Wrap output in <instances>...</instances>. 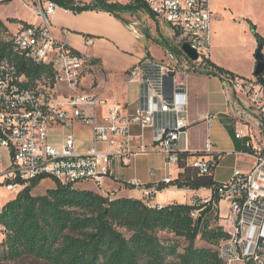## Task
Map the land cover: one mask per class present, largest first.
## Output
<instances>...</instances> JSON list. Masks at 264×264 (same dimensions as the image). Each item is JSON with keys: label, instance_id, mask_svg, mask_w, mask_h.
Here are the masks:
<instances>
[{"label": "built area", "instance_id": "1", "mask_svg": "<svg viewBox=\"0 0 264 264\" xmlns=\"http://www.w3.org/2000/svg\"><path fill=\"white\" fill-rule=\"evenodd\" d=\"M17 1L39 23L18 27L11 39L12 52L36 65L49 66L53 76L38 80L33 88H24V77L18 75L14 63L0 60V147L11 152L10 165L1 175L5 190L18 194L41 178L55 180L61 186L82 182L101 186L116 173L115 168H124L132 158L149 154L144 144L137 148L132 144L131 127L136 126L152 132V147L162 156L168 171L162 180L165 185L172 181V172L179 171L181 154H190L187 164L199 175L211 174L224 155L251 161L249 171L236 169L228 182L218 186L217 193L229 210L227 218H220L225 226L219 225L229 238L220 245L219 257L224 264H264V141L261 150L246 129L248 140L244 131L235 132L234 138L247 152H217L209 138L198 152L188 148L187 88L180 77L186 75L185 71H209L203 64L210 47V0H142L156 19L170 27L175 52L168 62L145 57L128 71V81L137 82L140 88L139 105L132 113L93 93L60 99L54 86L64 83L77 89L90 62L51 35L49 19L57 8L55 4ZM90 44L91 39L85 38V45ZM183 45L196 53L195 61L182 51ZM216 78L225 89L241 96L245 109L240 110V116L254 118L264 136V73L249 79L226 75ZM216 118L215 114L205 117L208 129ZM73 123L91 129L92 149L87 154L75 152L72 136H67L60 148L49 143L52 127ZM115 178L121 180L119 174ZM128 185L140 190L147 206L154 207L151 200L156 187L138 180ZM196 216L197 212L192 214Z\"/></svg>", "mask_w": 264, "mask_h": 264}, {"label": "trees", "instance_id": "2", "mask_svg": "<svg viewBox=\"0 0 264 264\" xmlns=\"http://www.w3.org/2000/svg\"><path fill=\"white\" fill-rule=\"evenodd\" d=\"M13 1L2 0L0 4L8 5ZM44 1L74 14L98 10L117 18L137 12L152 15L142 0H127L125 5L107 0H92L89 4L79 0ZM6 22L15 24L17 20L7 19ZM248 25L257 46H262L256 27L249 21ZM5 35L8 29L0 19V60L14 63L18 75L24 77L22 87L33 88L38 80L52 78L49 66L36 65L15 55L11 40L2 39ZM169 50L175 52L174 48ZM203 65L209 71L198 73L200 75L238 77L209 59L204 60ZM189 156L187 153L179 156V171L174 180L155 187L157 192L169 186L179 190H209L210 198L204 203L195 199V203L189 205L172 203L149 207L144 200L110 199L92 191L61 186L52 179L51 189L34 196L32 191L45 178L30 182L0 210V262L33 258L45 264H224L219 257V247L229 235L219 225L221 199L217 189L221 184L214 181L216 167L209 175H199L188 166ZM195 212L197 216L193 218ZM160 234L172 238L161 239ZM197 239L207 247L197 248Z\"/></svg>", "mask_w": 264, "mask_h": 264}, {"label": "crops", "instance_id": "3", "mask_svg": "<svg viewBox=\"0 0 264 264\" xmlns=\"http://www.w3.org/2000/svg\"><path fill=\"white\" fill-rule=\"evenodd\" d=\"M79 1L82 4L92 2V0L86 3L82 0ZM107 1L122 5L128 2L127 0ZM137 14L145 16L154 26V30H148V32L144 30L143 32L141 30L144 26L141 24L139 31L138 28H135L136 24L131 23L126 18H131ZM1 20L5 22L6 18ZM49 21L53 38L63 42L75 52L84 54L90 62L77 89H72L64 83L54 86L55 94L60 99L77 93H93L110 104H119L124 112L132 113L139 105L140 88L137 82L128 81V71L145 57L168 62L169 56L173 53L169 50V48H173L170 27L163 21L156 19L153 14L150 16L137 12L124 14L117 18L110 13L98 10L74 14L56 8ZM24 22L27 25L35 24ZM156 25H158L159 30L156 29ZM9 26L6 24V27ZM85 38L91 39L89 46L85 45ZM162 42L167 44H161ZM152 45L160 48L161 57L155 58L151 54L150 50L154 47ZM208 59L216 66L238 77H252L255 60H249L250 69L246 74L235 67H229L221 61L219 62L214 49L211 54L210 47ZM180 78V81L187 88V139L190 151L202 150L206 138L213 142L217 152L226 153L243 149L241 142L235 140L234 134L237 131H244L245 140H248L246 129H248L253 142L258 144L261 133L255 125L254 118L249 119L243 115L241 117L239 114L240 110L245 109L241 103L240 95L225 89L216 77L197 74L195 76L183 75ZM211 114L217 115V118L213 121L212 127L208 129L204 119ZM241 121L243 122L241 123ZM67 136L73 137L76 153L87 154L92 149L91 129L80 123L54 126L48 131L49 143L55 148H60ZM131 136L133 146L137 148L144 144L149 154L132 158L129 165L124 168H115L116 173L104 180L102 185L98 186L99 190L97 186L81 189L77 186L76 189L92 191L110 199L143 200L141 191L129 186V181L138 180L151 187L162 183L168 171L162 156L152 147V132L150 130L141 131L138 127L133 126L131 127ZM98 148L102 149L103 146L100 145ZM10 161L11 152L0 147V210L17 195L5 190L4 181L1 177L2 173L9 167ZM250 167L251 161L249 159L240 158V160H236L232 155H224L213 172L214 181L219 184L226 183L232 177L234 170L239 169L242 172H247ZM116 174L120 175V181L115 178ZM177 174L178 172L173 171L171 180H174ZM33 192L34 190L32 194ZM209 198V190H179L169 186L160 192H156L151 202L153 206L164 207L172 203L189 205L195 199L206 202ZM220 223L222 224V220Z\"/></svg>", "mask_w": 264, "mask_h": 264}, {"label": "rangeland", "instance_id": "4", "mask_svg": "<svg viewBox=\"0 0 264 264\" xmlns=\"http://www.w3.org/2000/svg\"><path fill=\"white\" fill-rule=\"evenodd\" d=\"M90 0H82V2H88ZM117 1V0H110ZM210 7L212 11V20L209 28L210 37V49L211 54L214 52L219 60L223 64L229 67H235L242 73H248L250 69L249 60H255L254 54L257 49L256 38L250 31L248 21L256 27V33L263 41L262 54L264 55V0H210ZM0 18L1 19H13L17 20L15 24H9L5 20L8 35L2 37L4 41L11 40L13 35L18 29V25L28 23L38 24L39 20L32 14L30 10L22 6L17 0L9 3L8 5H0ZM131 23H135V28L140 31L139 25H143L141 31L154 30L153 25L143 15H135L131 18L126 17ZM244 19V20H243ZM24 20V21H23ZM216 22V25H215ZM218 22V23H217ZM12 25V26H11ZM157 30H159L158 25ZM246 26V29H245ZM150 52L155 58L161 57L160 48H156L155 45ZM184 70H182V73ZM186 75L195 76L197 73L191 71H185ZM244 78V77H243ZM247 77L245 79H249ZM243 121H241L242 123ZM245 125V124H244ZM248 125V123H247ZM264 136L260 135L258 141L259 149L263 150ZM245 159V158H244ZM247 164V163H246ZM54 186L51 179H46L40 183L34 189V196H41L46 190L51 189ZM95 188V184L89 182H82L74 185V188ZM98 187V186H97ZM96 187V188H97ZM99 190V187H98ZM219 217L227 218L229 214L228 204L221 200L218 205ZM220 223V222H219ZM221 224V223H220ZM224 225V223H222ZM222 225V226H223ZM225 226V225H224ZM161 239L172 238L168 234H160ZM195 246L197 248L207 247L200 240H196ZM0 264H45L41 261H36L33 258H24L16 262H0Z\"/></svg>", "mask_w": 264, "mask_h": 264}, {"label": "water", "instance_id": "5", "mask_svg": "<svg viewBox=\"0 0 264 264\" xmlns=\"http://www.w3.org/2000/svg\"><path fill=\"white\" fill-rule=\"evenodd\" d=\"M123 21V20H122ZM182 51L192 60L197 59L196 53L190 49L187 45L182 46ZM255 66L253 69L252 77L256 78L264 73V55L262 54V46L260 45L254 54Z\"/></svg>", "mask_w": 264, "mask_h": 264}]
</instances>
